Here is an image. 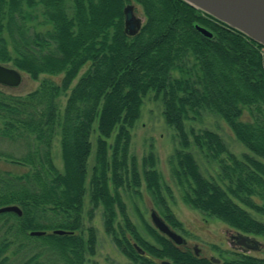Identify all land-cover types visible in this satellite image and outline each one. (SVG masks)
<instances>
[{
    "label": "trees",
    "instance_id": "1",
    "mask_svg": "<svg viewBox=\"0 0 264 264\" xmlns=\"http://www.w3.org/2000/svg\"><path fill=\"white\" fill-rule=\"evenodd\" d=\"M131 1L0 0V62L40 80L26 93L0 84V139L23 150L19 155L0 150V157L22 168L0 170V206L22 209L21 215L0 213V264H9L12 246L21 252L16 264H84L97 242L95 227H83L87 191L89 217L102 206L106 232L135 262L264 264V257L243 253L222 263L198 258L143 218L155 240L150 242L130 219L120 189L141 194L144 180L166 221L183 226L163 193L173 197L171 187H163L153 150L142 158V173L130 156L131 128L144 97L154 91L179 140L170 163L183 201L240 231L264 236V221L248 210L264 216V45L185 0H133L141 4L146 20L129 34L124 9ZM202 110L224 118L252 154L241 159L214 130H188L186 121ZM96 120L95 162L87 188ZM57 136L62 169L53 156ZM192 144L217 164L219 180L204 176ZM58 228L69 232L54 233Z\"/></svg>",
    "mask_w": 264,
    "mask_h": 264
},
{
    "label": "rangeland",
    "instance_id": "2",
    "mask_svg": "<svg viewBox=\"0 0 264 264\" xmlns=\"http://www.w3.org/2000/svg\"><path fill=\"white\" fill-rule=\"evenodd\" d=\"M68 4H71V0H67ZM134 5L135 19L139 21L140 26L145 22L146 16L144 14L141 4L136 1H131ZM13 66L11 63H5ZM86 70L84 67L80 74ZM23 75L22 82L18 86H7L5 88L14 93H26L39 85L40 80L34 79L30 74L21 71ZM176 74H178L176 72ZM77 78L75 79V82ZM66 97L60 98L61 108L64 107ZM164 105L161 98H156L154 91H149L143 99V105L141 108V115L136 121L133 128H131V144H130V156H135L138 161L140 172L142 173V158L147 155L150 150H153L156 156V168L162 174V184L169 185L172 189L173 197H170L165 189L163 193L166 195L168 204L172 208L175 216L179 221L183 223L185 231L179 228H175L181 235H183L188 241V247L195 250V247L199 250V253L208 257H216L221 260L235 259L239 257V253L244 251L241 245L237 243L238 234L245 232L240 231L226 222L218 219L214 216H209L198 209L186 204L182 199L181 187L176 182L171 170L170 158L174 154L175 150L180 147L179 140L176 131L172 126H169L164 118ZM244 118H248V114L245 113ZM97 120L93 123V130L91 133L92 152L88 159V177L86 186L89 187V179L92 173V167L95 162V148L96 138L98 136ZM186 127L188 130L194 128L195 130L211 129L218 132L225 141L228 148L234 152L241 159L245 153L252 152L235 136L234 132L230 128L229 124L220 115L210 112L208 110H202L201 114L195 118L188 119L186 121ZM57 136L54 139L53 144V156L57 166L62 169L63 161L61 156V149ZM112 141V138H110ZM0 150L7 151L19 155L23 152L16 145L9 141L0 139ZM190 150L194 153L196 160L200 166L201 172L208 178L218 179V166L215 162L207 161L203 154L193 144ZM15 169L21 170L18 166L13 165L5 158L0 157V170ZM219 180V179H218ZM123 200L126 203L127 211L133 224L140 231L141 235L150 242H155L153 236L149 233L143 218H145L150 224H153L151 218V212L155 210L159 215L164 217L162 207L155 204L150 192L146 188L145 181L142 180V186L140 188L141 194L135 193L132 189L127 190L125 188L120 189ZM91 208V202L89 193L87 191L84 198L83 205V227L94 226L96 229L97 242L95 246V253L90 254L86 252V260L84 264H137L134 260H131L125 255L119 247L116 245L113 236L106 232L103 222V208L99 206L92 218L89 217L88 210ZM254 217L264 221V216L257 212L248 209ZM165 218V217H164ZM122 221V216L118 215L116 224L119 229V224ZM251 239H253L259 247L247 250L248 253L264 257V236L246 233ZM230 236L234 237V241H231ZM141 247V246H140ZM37 249L34 252H36ZM9 264H16L20 259L21 252H16L12 246L8 251ZM52 264L55 263L53 260Z\"/></svg>",
    "mask_w": 264,
    "mask_h": 264
},
{
    "label": "water",
    "instance_id": "3",
    "mask_svg": "<svg viewBox=\"0 0 264 264\" xmlns=\"http://www.w3.org/2000/svg\"><path fill=\"white\" fill-rule=\"evenodd\" d=\"M196 8L216 17L245 33L252 39L264 45V0H185ZM125 29L129 34H135L140 29V23L135 19L134 5L128 3L124 9ZM198 28L206 35L212 36V32L206 27ZM23 79L22 72L14 67L0 62V84L18 86ZM13 211L22 214V209L17 204L0 206V213ZM154 226L177 243L183 241V236L173 230L167 222L155 211L151 212ZM45 230H33L32 234L41 235ZM54 233H67L65 229H54Z\"/></svg>",
    "mask_w": 264,
    "mask_h": 264
},
{
    "label": "flooded vegetation",
    "instance_id": "4",
    "mask_svg": "<svg viewBox=\"0 0 264 264\" xmlns=\"http://www.w3.org/2000/svg\"><path fill=\"white\" fill-rule=\"evenodd\" d=\"M161 216V215H160ZM162 217V216H161ZM165 221L166 219L164 217H162ZM167 222V221H166ZM167 224L173 229L175 230L176 232H178L175 228H179V229H182L183 231H185V228L183 226L181 227H174L172 225H170L168 222ZM154 226V224H152ZM155 227V226H154ZM156 228V227H155ZM157 229V228H156ZM162 233V232H161ZM179 233V232H178ZM164 234V233H162ZM180 234V233H179ZM165 235V234H164ZM166 237H168L174 244L177 248H179L180 250L182 251H190L194 256L198 257V258H204V259H209L211 261H214L216 263H222L224 262L225 260H221L219 258H216V257H208V256H204V255H201L199 253V250L197 249V247H195V250H192L190 247H188V241L187 239L183 236V241L181 243H177L176 241H174L172 238H170L169 236L165 235ZM230 239L231 241H234V237L233 236H230ZM147 240V239H146ZM237 243H239L241 245V248L244 249V251H241V253L243 254H247V255H252L250 253L247 252V250L249 249H252V248H258L259 245L253 240L251 239L246 233H241V234H238V238L237 240ZM155 243V242H154ZM134 245L136 246V248L138 249L139 253L141 254H146L144 249L142 247H140L137 243L134 242ZM252 256H255V255H252ZM255 257H259V256H255ZM131 259V258H130ZM132 260V259H131ZM154 261H155V264H182V263H176V262H173L172 260L170 259H166V258H163V259H160V258H154ZM137 264H140V263H137Z\"/></svg>",
    "mask_w": 264,
    "mask_h": 264
}]
</instances>
